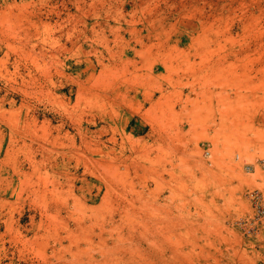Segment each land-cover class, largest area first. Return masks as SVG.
Wrapping results in <instances>:
<instances>
[{
    "label": "rangeland",
    "instance_id": "obj_1",
    "mask_svg": "<svg viewBox=\"0 0 264 264\" xmlns=\"http://www.w3.org/2000/svg\"><path fill=\"white\" fill-rule=\"evenodd\" d=\"M264 0H0V264H264Z\"/></svg>",
    "mask_w": 264,
    "mask_h": 264
},
{
    "label": "built area",
    "instance_id": "obj_2",
    "mask_svg": "<svg viewBox=\"0 0 264 264\" xmlns=\"http://www.w3.org/2000/svg\"><path fill=\"white\" fill-rule=\"evenodd\" d=\"M254 213L247 219V223L253 226L256 230L264 224V195L256 194L253 198Z\"/></svg>",
    "mask_w": 264,
    "mask_h": 264
}]
</instances>
